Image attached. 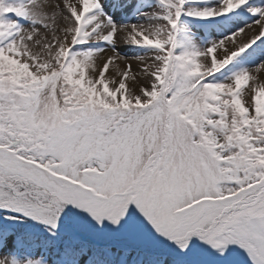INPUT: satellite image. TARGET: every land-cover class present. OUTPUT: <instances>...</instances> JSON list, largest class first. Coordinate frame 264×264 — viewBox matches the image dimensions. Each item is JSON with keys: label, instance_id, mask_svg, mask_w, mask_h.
<instances>
[{"label": "snow or ice", "instance_id": "obj_1", "mask_svg": "<svg viewBox=\"0 0 264 264\" xmlns=\"http://www.w3.org/2000/svg\"><path fill=\"white\" fill-rule=\"evenodd\" d=\"M155 3L0 0V264H264V0Z\"/></svg>", "mask_w": 264, "mask_h": 264}, {"label": "rangeland", "instance_id": "obj_2", "mask_svg": "<svg viewBox=\"0 0 264 264\" xmlns=\"http://www.w3.org/2000/svg\"><path fill=\"white\" fill-rule=\"evenodd\" d=\"M102 2L104 3L105 7H107L110 0H102ZM146 10L149 13L156 11L155 0H147ZM189 19L198 21V23H200V25H198V26H201L203 29H205L206 32H208V30L211 31V29H212L214 31L213 34L205 35L201 31V29L200 30L197 29V31H194L195 29L192 26V22ZM238 19L235 20L233 18V20L231 22L230 18L228 19V18H224V17H213V18H209V19H200V18H195V17L183 15L181 17V23L188 30V34L190 36L196 38L198 41H204L205 46H206L207 41H210L212 39H221L224 36H226L229 32L235 31L236 28L243 27L245 23L250 22L251 17H249L248 19H245V20H243V19L238 20ZM220 25H226V26H229V28L221 31V29L223 27L221 28ZM117 47L120 48L121 51L127 55H133L137 51H140L139 49H135L131 46L124 45L122 42H119V41L117 42ZM254 49H256V45L252 49H249L248 53H245L242 57L237 58L238 59V66L250 68L253 66L254 63L259 62L258 59H256V60L251 59V57H253V50ZM111 55H112V53H111ZM116 62L121 63L120 61H116ZM123 63H127V61H125ZM234 63H237V62L234 61ZM132 66L135 69V66L133 64H132ZM111 69H112V66L110 65V71H111Z\"/></svg>", "mask_w": 264, "mask_h": 264}, {"label": "bare ground", "instance_id": "obj_3", "mask_svg": "<svg viewBox=\"0 0 264 264\" xmlns=\"http://www.w3.org/2000/svg\"><path fill=\"white\" fill-rule=\"evenodd\" d=\"M111 53L112 52L110 50H107L105 53H103V55H105V56H111ZM131 62L136 67V61L135 60H132Z\"/></svg>", "mask_w": 264, "mask_h": 264}]
</instances>
